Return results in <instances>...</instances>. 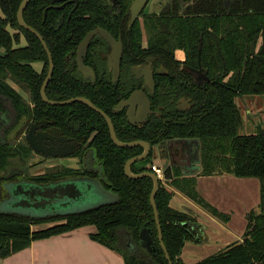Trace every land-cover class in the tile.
<instances>
[{"label": "trees", "instance_id": "obj_1", "mask_svg": "<svg viewBox=\"0 0 264 264\" xmlns=\"http://www.w3.org/2000/svg\"><path fill=\"white\" fill-rule=\"evenodd\" d=\"M22 1L0 0V200L7 195L5 182L14 180L17 170L24 169L34 155L26 141L17 137L20 136L18 133L24 131L29 120L45 118L55 120L65 133L77 139L97 131L89 144L96 149L104 166L100 180L119 197L115 203L81 213L47 218L0 210V258L29 247L35 239L94 225L96 231L90 234L91 237L119 252L125 264H169L161 247L150 199L153 179L147 176L131 179L125 174V162L141 153L143 148L116 145L105 117L84 102L52 105L42 99L40 91L49 70V56L38 36L19 24L17 10ZM46 1L31 0L23 13L25 21L42 34L53 56L55 70L47 86L49 98L62 100L79 95L90 98L112 117L118 137L124 141L143 139L154 143L174 135L196 136L201 139L198 175L226 172L234 176L256 177L262 182L261 201L247 212L248 224L243 239L195 263H185L182 254L186 241L199 242L201 227L194 216L172 207L170 202L174 192L160 181L155 199L163 240L173 263L264 264V128L241 135L239 126L242 120L235 108L238 95H264V0H231L229 5L227 0H196L192 5L169 7L162 12V17L156 15L147 19L145 26L155 47H165V52L169 53L176 46H184L191 58V55H197L199 37L203 35L201 56L210 66L212 75L220 76L223 68L232 75L227 82L217 83V90L213 100L209 99V108L203 111V118H194L191 123L181 126L153 122L140 129L131 126L124 114L112 111L121 98L131 93L132 85L113 83L110 77L103 78L98 71L96 83L84 79L76 64V53L87 28L83 24L72 26L73 19L69 22L64 19L62 26L53 9H49L45 16ZM22 34L27 43L19 46ZM140 37L137 28L131 40L137 44ZM91 46L95 47L94 42ZM92 54L90 50L88 56ZM11 80L28 92V99ZM83 154L84 150H81L79 156ZM15 159L19 163H15ZM146 164L147 160L133 163L132 172L153 170ZM78 173L64 167L58 173L50 171L26 178L46 183ZM166 179L211 215L223 221L231 218L201 195L194 173L184 174L182 167L177 165ZM48 220L62 222L44 229L32 228L33 224ZM144 226L150 228L152 250L141 244L139 232Z\"/></svg>", "mask_w": 264, "mask_h": 264}, {"label": "flooded vegetation", "instance_id": "obj_2", "mask_svg": "<svg viewBox=\"0 0 264 264\" xmlns=\"http://www.w3.org/2000/svg\"><path fill=\"white\" fill-rule=\"evenodd\" d=\"M195 1L147 0L138 16L133 18L131 6L134 0H47L44 13L47 16L49 9L55 10V13H58L56 18H58L59 24L62 26L64 25V19H67L68 22L73 19L74 23L72 26L74 27L83 24L87 29L79 43L89 32L94 31L96 28L108 32L114 38L115 45L101 32L97 31L89 42L87 52L83 53V61L93 69L95 79L91 76L86 77L78 66L84 79L91 80L93 83L97 81L98 71L101 77H110L113 83L131 84V93L140 90L135 94V99L130 104L127 101L131 93L127 97L121 98L114 105L113 112L124 114L128 123L139 129L145 128L153 122L158 123L161 121L165 125L171 126L177 123L181 126L191 123L194 118L197 120L203 118V111L209 108V99L213 100L215 95L217 83H221L222 81L227 82L231 78L232 72L223 68L220 76L212 75L210 66L202 60L201 56L203 35L199 37L200 46L197 55H191V58H189L187 49L184 46H176L168 53L165 52V47L161 48L157 47V45L155 47L151 44L148 36V27L145 24L150 17L156 15L162 17V12L169 9V7L180 4L192 5ZM148 3L152 6L150 10H146ZM137 28L140 30L141 37L139 43L135 44L131 39ZM92 42L95 44L94 48L91 46ZM26 43V37L22 34L19 46L26 45ZM119 45H121V55L117 67L115 55L118 52L117 47L119 48ZM90 50L93 54L88 56ZM77 54L78 49L76 64ZM10 82L15 87L19 86L12 80ZM143 92L149 97L148 99L142 95ZM251 95L243 94L235 98V108L239 111L242 120V124L239 126L241 135L249 134L243 133V129H245L244 127L248 120H252L253 117V110L247 112L245 104V98ZM128 112L132 114L133 122L130 121ZM41 120L44 119L29 120L25 125L23 132L25 134L24 141H26L27 145L31 148L28 144L26 133L31 128L33 122L39 121L37 126L33 128L32 134L36 136L38 145L44 151L58 153L60 148L65 151L72 150L73 152L64 155V157H53L45 155L43 152L34 151L31 148L34 155L29 159L24 169L17 170L18 175L14 180L21 177L45 175L50 171L58 173L64 167L79 172L76 176H80L81 174L90 175L99 179L100 171L102 170L103 174L104 166H102V162L97 157L96 149L89 144L97 135V131H93L87 137L83 136L84 138L77 139L61 129L67 137L73 138L72 140H68L64 139L62 134L58 133L55 129L57 127L60 128L55 120L48 119L51 121L50 123H41ZM50 128L49 137H47L42 131ZM46 139H48L49 145L43 144ZM74 142L76 144L72 147L71 144ZM148 142H150V151L148 157L144 159L147 160L146 165L149 168L151 167L153 171H155L154 165L163 169V177H158L160 181L166 184L169 190L173 192L175 190L179 191L170 185L169 182H166V175L172 171L173 166H181L184 174L192 170L189 166H195V173H199L201 169V164L199 163L200 138L191 135H174L154 143L150 140ZM79 143L81 144L79 145ZM81 150H84V154L79 156ZM93 150L95 152L94 157L92 156ZM38 155L41 159L36 161L35 158ZM85 155H87L88 162L84 165L83 157ZM48 159L56 161L46 165L45 161ZM38 165L43 166L45 170L39 174L31 173L30 169ZM100 166L102 169H100ZM85 167L90 170H87ZM132 247L134 248V246Z\"/></svg>", "mask_w": 264, "mask_h": 264}, {"label": "crops", "instance_id": "obj_3", "mask_svg": "<svg viewBox=\"0 0 264 264\" xmlns=\"http://www.w3.org/2000/svg\"><path fill=\"white\" fill-rule=\"evenodd\" d=\"M230 1L227 0V5ZM18 90L28 99L29 94L20 86ZM189 167L192 169L190 173L196 172L195 166ZM195 175L201 195L219 211L230 214L231 218L228 221L218 219L175 190L170 202L172 207L181 212L187 211L188 214L190 212L187 209H193L203 225L199 242L192 239L186 241L182 254L185 263H195L242 240L248 224L247 212L256 208L262 197V182L256 177H240L226 172ZM32 228L44 229L37 228V224H33ZM95 231L94 225H85L48 238L35 239L29 247L0 258V264H125L119 252L91 237L90 234Z\"/></svg>", "mask_w": 264, "mask_h": 264}, {"label": "water", "instance_id": "obj_4", "mask_svg": "<svg viewBox=\"0 0 264 264\" xmlns=\"http://www.w3.org/2000/svg\"><path fill=\"white\" fill-rule=\"evenodd\" d=\"M147 0H134L132 6H131V11H133V18L137 17L138 14L140 13L141 9L143 6L146 4ZM30 0H23L17 10V16H18V21L19 24L28 30H31L34 32L44 47H46V50L48 52L49 56V70L44 78V84L41 87V97L44 101L52 104V105H62V104H71L74 102H84L85 104L89 105L92 109H94L96 112L98 111L103 115L108 123L109 127V132L111 133V137L113 142L120 146V147H132V146H142L144 148V151L140 154L133 155L131 158H129L125 162V174L133 179V178H140V177H151L154 182V187L151 191V202L152 206L154 208V216H156V223H157V229H158V234L160 238V243L163 251H165L166 258L168 259L169 264H174L169 251H167L166 245L163 240V234H162V227H161V220L158 212V206L157 202L155 199L156 193L160 188V178L156 174L155 171L153 170H146V171H141V172H132V164L133 162H136L138 160H144L148 157L149 151H150V142L142 139H132L131 141H124L118 137L117 131L115 130V124L113 123V120L109 114H107L103 109H101L99 106H96L92 100L89 98L79 95L75 97H70L68 99H62V100H55L49 98L47 95V86L49 84L50 79L53 76L54 70H55V64L53 63V56L51 53L50 48L47 46V43L42 36V34L36 30L33 26H31L27 21L24 19V11L26 7L28 6ZM101 32L111 43L115 45L114 38L106 31H103L101 29H95L94 31L89 32L86 37L78 44V54H77V64L79 66V69L84 73L86 77L91 76L93 79H95V73L93 69L86 65L83 61V53L87 52L88 50V45L93 37V35L96 32ZM118 52L115 55V59L117 60V67H118V62L120 60V55H121V45H119V48L117 47ZM117 70V68H116ZM140 91V90H139ZM139 91H134L131 93L129 100L127 101L128 104L131 103L135 99V94ZM141 93V92H140ZM142 95L145 98H149L145 92L142 93ZM128 115L130 117V121L133 122L132 114L128 112ZM48 122L50 123L51 121L48 119L41 120V123ZM39 121H35L31 124V128L28 129L26 133V138L28 141V144L31 146V148L34 151L37 152H43L45 155H51L53 157H64V155L71 154L73 151L69 150H62L59 148L58 153H53L51 151H44L43 148H41L38 145V140L36 136L32 134V130L34 127L37 126ZM58 133H61L64 139L72 140L73 138L67 137L61 128H55ZM50 129L43 130L46 134L47 137H49V131ZM44 145L48 144V139L43 143ZM75 142L71 144V146H75ZM81 143H79L80 145ZM53 146V145H52ZM51 146V147H52ZM54 147V146H53ZM92 156H95L94 150L92 151ZM91 154V153H90ZM88 162L87 155L83 157V164L85 165ZM90 163V162H89ZM86 168V167H85ZM87 169V168H86ZM100 169L102 167L100 166ZM90 170V169H87ZM100 178H103L102 170L100 171ZM167 176V175H166ZM100 178H95L90 175H80V176H66L64 178H60L57 180H50L47 181L46 183H40L32 179H28L26 177H21L16 180L12 181H7L5 182L4 186H6L7 189V195L3 199L0 200V203L3 201H7L9 204L17 206L18 208L27 210L29 214H23L27 215L29 217H44L47 218L48 216H65L61 214L66 208L72 207L74 205H79L82 203H87L90 201H95L96 198L98 197L99 193L97 191V186H98V181L102 183ZM104 185V183H102ZM105 186V185H104ZM106 188V187H105ZM118 194H117V199H118ZM116 199V201H117ZM115 203V202H113ZM107 204V203H102L100 205ZM100 205L89 208V209H94L99 207ZM89 209H85L82 211H86ZM1 210V209H0ZM192 216H194L198 222V214L196 211L193 209L189 208L187 209ZM3 211V210H1ZM82 211L79 212H69V213H81ZM5 212V211H3ZM184 212V211H183ZM187 212V211H186ZM184 212V213H186ZM10 213V212H9ZM19 213V212H17ZM68 214V213H67ZM200 227L202 228L201 222H199ZM140 240L141 244L144 248L147 250H152V244H153V237L150 231V228L147 226H144L143 228L140 229Z\"/></svg>", "mask_w": 264, "mask_h": 264}, {"label": "rangeland", "instance_id": "obj_5", "mask_svg": "<svg viewBox=\"0 0 264 264\" xmlns=\"http://www.w3.org/2000/svg\"><path fill=\"white\" fill-rule=\"evenodd\" d=\"M152 8V6L148 3V5L146 6V10H150ZM18 88V87H16ZM25 96L27 97V95L25 94ZM245 104L247 107V112L252 111L253 110V117L252 120H248V122L245 125V129H243V133H252V132H256L260 127H264V96L263 95H251L250 97H246L245 98ZM20 134L19 139L24 140L25 134L24 132H20L18 133ZM17 134H13V136H15ZM38 159H41V157L38 155L36 156L35 160L37 161ZM15 163H19V161L17 159H15ZM56 160H46L45 164H50L55 162ZM64 161V160H62ZM45 170V168H43V166L38 165L35 167H32L30 169V172L33 174H39L41 172H43ZM98 186H97V191L99 193L98 197L96 198V200L94 201H90L87 203H82L79 205H74L72 207H68L66 208L63 212H61V214L65 215L69 212H79L85 209H89V208H93L96 207L102 203H113L116 202L117 199V192L115 193L112 190H109L107 188H105V186L98 181ZM0 209L5 211V212H19V213H23V214H29L27 210L18 208L17 206L11 205L9 204L7 201H3L0 203ZM62 221L60 220H53V221H47V222H43V223H37V228H47L49 225H53V224H57L60 223ZM35 225V224H34Z\"/></svg>", "mask_w": 264, "mask_h": 264}, {"label": "built area", "instance_id": "obj_6", "mask_svg": "<svg viewBox=\"0 0 264 264\" xmlns=\"http://www.w3.org/2000/svg\"><path fill=\"white\" fill-rule=\"evenodd\" d=\"M154 170L156 171L157 175L162 178L163 177V169L161 167H158L156 165L153 166Z\"/></svg>", "mask_w": 264, "mask_h": 264}]
</instances>
